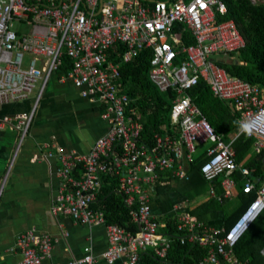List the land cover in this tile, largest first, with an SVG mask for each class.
<instances>
[{"label":"built area","instance_id":"built-area-1","mask_svg":"<svg viewBox=\"0 0 264 264\" xmlns=\"http://www.w3.org/2000/svg\"><path fill=\"white\" fill-rule=\"evenodd\" d=\"M226 14L220 0H0V108L27 100L40 83L28 113L0 116V131L9 128L17 133L16 149L27 134L46 81L59 72L63 57L70 60V68L62 81L104 105L108 130L88 154L57 150L62 188L50 210L87 225L105 224L108 248L102 258L108 263L138 264L140 254L151 248L167 264L172 237L159 232L165 226L152 213L155 185L163 175L189 182L195 155L204 148L200 175L208 184L219 178V202L236 197L238 191L254 196L228 230L208 226L183 206H175L171 218L177 221L180 242L207 249L204 257L185 264H247L234 255L233 247L264 210V181L257 187L248 168L236 162L233 143L244 134L253 141V153L264 149V95L218 65L244 47L234 20L216 18ZM184 33L195 45L181 44ZM119 45L124 53L114 62L109 52ZM140 51L151 55L150 83L160 93L173 94L170 128L178 132L177 137L156 134L151 147L139 143L142 125L126 116L131 100L118 83L121 64ZM200 82L238 112L231 133L217 134L192 99L191 91ZM245 124L248 131L242 130ZM107 176L117 178L138 225L135 233L107 224L103 212L93 207L101 177ZM209 195L215 198L213 187ZM16 247L21 260L15 264H41L51 240L27 231L17 237ZM260 255L264 259V244ZM94 263L87 254L71 264Z\"/></svg>","mask_w":264,"mask_h":264},{"label":"crops","instance_id":"crops-1","mask_svg":"<svg viewBox=\"0 0 264 264\" xmlns=\"http://www.w3.org/2000/svg\"><path fill=\"white\" fill-rule=\"evenodd\" d=\"M62 76L52 74L46 81L27 134L17 149V133L9 128L0 131V264L21 260L16 240L27 231L47 235L51 240V249L41 264H71L87 254L94 258V264L122 262L108 263L102 258L108 248L105 224L87 225L69 216L52 215L50 210L62 188L57 150L88 154L108 130L104 105L82 97L81 90L62 81ZM35 86V94L31 92L27 100L3 106L0 116L28 113L40 83ZM251 151L252 146L239 164L245 166ZM236 180L240 185V176ZM184 184L180 182L178 189L170 193L153 194L151 209L157 220L171 218L175 206H183L188 213L197 206L199 199L190 202L180 191ZM224 201L221 210L193 216L208 226L222 227L224 214L239 204L237 196Z\"/></svg>","mask_w":264,"mask_h":264},{"label":"trees","instance_id":"trees-1","mask_svg":"<svg viewBox=\"0 0 264 264\" xmlns=\"http://www.w3.org/2000/svg\"><path fill=\"white\" fill-rule=\"evenodd\" d=\"M226 6L227 14L218 20H234V23L243 37L244 47L236 54L222 58L218 65L230 76L238 78L250 85L258 87L264 95V0H220ZM181 44L185 47L195 45L192 37L182 35ZM124 53L122 46H116L109 52V59L118 62ZM149 51H140L128 62L120 66L118 83L123 92L128 95L131 103L126 108V116L131 117L142 125L139 143L146 147L154 144L156 134H173L177 137L178 132L170 128V110L173 94L160 93L150 83ZM231 60L230 62H225ZM70 68V60L63 57V64L58 74H67ZM191 96L197 104L207 122L217 134L227 135L236 129L238 112L232 104L223 102L214 97L209 87L200 82L191 91ZM252 139L241 134L233 143L235 159L237 163L242 162L252 146ZM204 148H200L195 155L194 164L190 169V181L185 183L183 190L188 201L198 199L200 202L191 211V215H200L210 211L221 210L224 200L219 202L217 197L221 196L222 189L219 178L211 184L206 183L200 175V167L204 163ZM244 165L256 179L258 187L264 181V149L260 153H254L244 160ZM163 175L156 183V195L170 193L177 190L180 181L170 179ZM240 176L234 174V178ZM163 177V179H162ZM209 187H213L215 198H208ZM254 195H244L238 191L239 204L229 214H224L222 227L228 230L246 208L248 202ZM93 207L101 210L107 224H116L130 233L138 230V225L131 219V209H128L124 197L119 191L117 178L114 176L101 177V189ZM163 223L165 228L159 230L163 235L172 237L167 251V264H185L195 262L206 255L207 249L189 243H181L177 229V221L173 218L157 220ZM264 244V210L255 218L251 226L245 230L235 241L233 247L234 255L247 264H264L260 255V249ZM153 249L149 248L140 254L138 264H162Z\"/></svg>","mask_w":264,"mask_h":264},{"label":"rangeland","instance_id":"rangeland-1","mask_svg":"<svg viewBox=\"0 0 264 264\" xmlns=\"http://www.w3.org/2000/svg\"><path fill=\"white\" fill-rule=\"evenodd\" d=\"M16 25H17V24H16ZM17 26H18V25H17ZM24 27H26V26H24ZM214 60H215V61H216V60H220V58H215ZM221 60H222V59H221ZM224 61H225V60H224ZM230 61H231V60H227V61H225V62H230ZM35 87L37 88V86H35ZM35 91H36V89H34V90L32 91V95L35 94ZM253 155H254V153H253V151H251V152L249 153V155L247 156V158L250 157V156H253ZM177 186H179V184H177Z\"/></svg>","mask_w":264,"mask_h":264},{"label":"clouds","instance_id":"clouds-1","mask_svg":"<svg viewBox=\"0 0 264 264\" xmlns=\"http://www.w3.org/2000/svg\"><path fill=\"white\" fill-rule=\"evenodd\" d=\"M249 128H250V126L247 125V124H245V125L242 126V130H243V131H248Z\"/></svg>","mask_w":264,"mask_h":264}]
</instances>
